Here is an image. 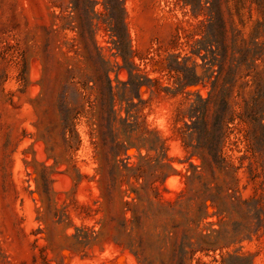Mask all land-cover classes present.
I'll use <instances>...</instances> for the list:
<instances>
[{"label":"rangeland","instance_id":"obj_1","mask_svg":"<svg viewBox=\"0 0 264 264\" xmlns=\"http://www.w3.org/2000/svg\"><path fill=\"white\" fill-rule=\"evenodd\" d=\"M260 5L0 0V264H264L263 175L247 124H230L224 169L184 126L187 92L210 86L192 53L203 23L220 6L248 40ZM175 56L206 85L178 91L166 67ZM261 58L238 68L233 100L252 94L239 75Z\"/></svg>","mask_w":264,"mask_h":264},{"label":"trees","instance_id":"obj_2","mask_svg":"<svg viewBox=\"0 0 264 264\" xmlns=\"http://www.w3.org/2000/svg\"><path fill=\"white\" fill-rule=\"evenodd\" d=\"M197 7L198 5L192 4V12L195 15ZM259 9L264 13V6L260 5ZM203 24L204 38L197 41L203 46L192 50V53L199 56L204 64H209L205 71L210 70V73L205 77L210 81V86L206 97H202L198 92H187V96L195 94V97L187 98L189 104L185 113L191 125L184 122V126L187 130L191 129L189 134H195L194 148L201 150L202 158L209 159L212 167L224 169L228 164L221 154V148L230 130V124L236 118L245 122L247 129L244 138L247 141V150L259 155L263 175L261 184H264V67L261 70L254 68L239 75V77H249L239 86L250 84L253 88L252 94L245 98L241 90H238L235 96L241 97V100H233L238 68L244 64L250 69L264 52V40L259 41V37L264 35V19H257L249 39L242 38L240 42L235 23L225 19L220 6H217L215 15L209 14L207 22ZM201 49L204 50L203 54ZM229 57L235 62L234 66H225V60ZM172 62L173 66L168 64L166 67L176 77L178 91L194 87L199 83L206 85L203 77L198 75L193 67L184 66L176 56ZM215 64H217L216 68L213 66ZM233 102L239 105L238 110L233 108ZM250 173L252 178L256 176L252 170Z\"/></svg>","mask_w":264,"mask_h":264}]
</instances>
